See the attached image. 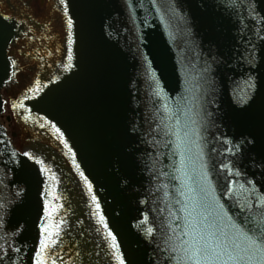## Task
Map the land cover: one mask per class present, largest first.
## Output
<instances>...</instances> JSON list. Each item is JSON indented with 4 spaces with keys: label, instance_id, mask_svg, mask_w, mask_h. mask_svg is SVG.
I'll return each instance as SVG.
<instances>
[{
    "label": "water",
    "instance_id": "1",
    "mask_svg": "<svg viewBox=\"0 0 264 264\" xmlns=\"http://www.w3.org/2000/svg\"><path fill=\"white\" fill-rule=\"evenodd\" d=\"M56 1L73 59L54 76L38 77L30 88L39 82V91H27L20 101L26 123L65 155L85 190L59 151L39 141L22 146L33 147L43 161V177L37 160L16 151L0 125V244L8 250L0 264H33L41 226L50 222L49 203L57 208L52 219L64 221L54 249L69 252L64 264H117L109 232L125 264H165L159 226L172 219L176 182L170 175L179 156L170 143L175 137L166 135L175 119L163 105L175 110L187 103L181 98L188 97L189 73L209 69L197 119L213 182L227 183L220 166L228 163L242 174L229 179L251 180L264 193V0H165L177 9L171 26L150 0ZM17 36L0 16V90L12 71L7 50ZM249 77L255 87L246 89L242 103ZM1 107L0 97V114ZM12 114L19 117L16 109ZM148 227L156 229L151 236Z\"/></svg>",
    "mask_w": 264,
    "mask_h": 264
},
{
    "label": "snow or ice",
    "instance_id": "2",
    "mask_svg": "<svg viewBox=\"0 0 264 264\" xmlns=\"http://www.w3.org/2000/svg\"><path fill=\"white\" fill-rule=\"evenodd\" d=\"M232 2L235 3V0ZM61 3L64 4L65 0H61ZM150 3L159 15V19L166 26H171L177 18L175 6L166 3L165 0H160L159 3L158 0H150ZM179 18L184 19L183 16ZM68 26H72L71 19L68 20ZM169 35L173 34L169 33ZM260 38L264 39V35ZM68 43L71 46V36ZM67 59L69 62L73 59L71 47ZM66 67H71V63ZM208 71V67H204L196 76L188 74L185 91L191 99L181 98L187 103L178 104L175 110L166 103L163 105L168 119H175L174 126L168 129L166 135L175 137L170 143L174 144L173 154L179 156V164L173 166V173L170 175V181L176 182L171 193L174 205L168 213L172 219L168 223L162 222L159 226L163 247L158 245V248L164 254L165 264H264V193H258L251 180L241 182L229 179L232 176L240 177L242 174L239 170L233 171L228 163H222L220 166L221 171L227 173V183L223 185L218 181L214 183L208 165L203 162L204 152L201 143L204 139L201 132L203 126L197 118L203 111L200 94L203 85L208 83L205 75ZM254 87L255 84L249 77L245 81V88L240 90L245 93L240 97L242 103L247 98L246 89ZM37 91H39V82L28 89L31 93ZM156 94L160 95V92ZM28 98L27 95L23 97L24 100ZM18 107L22 109L25 107L23 101L13 102V110ZM181 116L184 117L183 121ZM52 127L60 133L59 128L55 125ZM228 151L231 153L232 149ZM24 155L31 158V153L25 152ZM37 163L43 165L41 160H37ZM41 170L46 171L43 168ZM163 175L168 174L163 173ZM52 179L55 177L53 176ZM85 181L87 182V177ZM88 187L90 189L91 184H88ZM162 187L168 189L169 185L164 184ZM164 195L167 197L170 193L165 191ZM53 199L59 197L53 195ZM229 200L231 204L227 203ZM232 208H237L239 211L233 214ZM56 211L57 208L50 203L45 205V212L50 222L41 226L39 245L32 257L33 264H58V261L64 264L59 254L54 255V249L60 244L61 225L64 223L62 219L59 221L52 219ZM147 222L148 216L145 215L142 223ZM100 223L107 228L103 216H100ZM146 231L151 236L156 229L148 227ZM108 235L111 237L110 247L115 250L113 256L117 264H125L119 245L116 243V236L111 232ZM3 239L0 237V240ZM14 251L19 253L20 249L15 248ZM0 252H3V255H0V261H3L8 257V250L3 244H0Z\"/></svg>",
    "mask_w": 264,
    "mask_h": 264
},
{
    "label": "flooded vegetation",
    "instance_id": "3",
    "mask_svg": "<svg viewBox=\"0 0 264 264\" xmlns=\"http://www.w3.org/2000/svg\"><path fill=\"white\" fill-rule=\"evenodd\" d=\"M57 13L51 0H0V14L17 21L25 32V37L10 49L9 56L27 61L40 60L43 37L49 33L52 23H56ZM47 18V24L39 22Z\"/></svg>",
    "mask_w": 264,
    "mask_h": 264
},
{
    "label": "rangeland",
    "instance_id": "4",
    "mask_svg": "<svg viewBox=\"0 0 264 264\" xmlns=\"http://www.w3.org/2000/svg\"><path fill=\"white\" fill-rule=\"evenodd\" d=\"M49 21V18L44 19L43 21L40 20L39 22L42 24H47ZM49 33L47 32L46 35L43 37V49L44 54L46 57H44L47 60V63L50 66L49 73L50 75L54 74L53 65L51 63L58 62L59 60H62L65 56V41L64 35H61L59 26L53 25L51 28H49ZM29 61L26 60V65H24V71L20 75V82L21 83H28L29 80L32 78V72L29 74V71H31L33 68L34 72L36 71L35 68L30 64H28ZM37 72V71H36ZM47 75V73L45 74ZM45 79V78H44ZM4 95V94H3ZM6 118H9V122H6ZM2 123H4V126L8 130L9 136L15 134L14 138V144L16 148L21 150L22 146L25 143V140L27 139L26 135L28 136V131L22 127V125L17 124L14 120V116L12 114V111L9 108V105L7 104L5 106V111L2 117ZM20 134V137L18 136ZM25 135V140L23 136ZM23 138V139H21ZM32 138V137H31Z\"/></svg>",
    "mask_w": 264,
    "mask_h": 264
}]
</instances>
